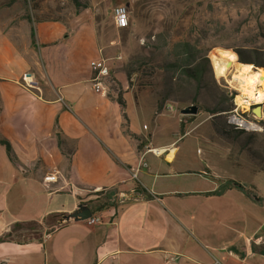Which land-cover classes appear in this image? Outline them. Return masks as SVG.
Instances as JSON below:
<instances>
[{"label": "crops", "instance_id": "1", "mask_svg": "<svg viewBox=\"0 0 264 264\" xmlns=\"http://www.w3.org/2000/svg\"><path fill=\"white\" fill-rule=\"evenodd\" d=\"M25 27L22 40L0 27V140L11 147L9 156L0 143V235L15 223L43 225L85 203L99 221H70L48 233L43 228L38 240L1 242L0 264H233L228 258L245 264L254 257L263 239L222 220H231L223 204L250 198L249 189L230 179L215 194L223 182L215 183L221 178L208 167L197 174L204 177L199 186L195 173L176 165L174 144L192 129L157 137L159 117L173 106L123 81V105L118 95L95 93L89 63L99 54L91 34L66 37L59 21L39 22L35 50ZM25 73L39 81L38 91L21 86ZM145 116L150 132L140 125ZM146 146L164 154L149 160ZM102 192L109 201L96 211Z\"/></svg>", "mask_w": 264, "mask_h": 264}, {"label": "rangeland", "instance_id": "2", "mask_svg": "<svg viewBox=\"0 0 264 264\" xmlns=\"http://www.w3.org/2000/svg\"><path fill=\"white\" fill-rule=\"evenodd\" d=\"M119 5L128 9L125 29L114 25L112 10ZM43 21H59L66 37L75 30L82 35L91 34L95 40L93 50H103L107 58L121 55L120 61L110 65L108 94L117 97L123 81L128 88L145 91L160 103L173 106L159 117L161 129L157 137L175 138L176 131L177 138L185 129H192L174 144L178 147L175 162L195 173L192 178L199 186L204 177L197 174L208 167L215 177L221 178L206 177L209 186L211 180L232 185L231 179L249 189L250 198L232 196L223 204L228 205L223 209L231 214V220H222L237 232L263 239L261 245L253 248L254 257L245 264H264V132L232 130L222 115L234 106L230 86L237 87L232 78L235 65L264 71V0H0V27L15 39L25 38L27 24L32 33ZM181 42H188L198 53L202 68L198 82L164 67L176 60L174 45ZM31 44L38 49L36 39L31 38ZM235 51L250 54L253 62L262 65L239 62ZM212 55L231 63L226 79L214 76ZM191 105L197 108L196 115L181 114ZM142 124L149 128L148 132L152 130L150 116L143 117ZM154 158L157 159L151 153L147 155L149 160ZM100 194L93 208L109 201L108 194ZM255 196L260 198L258 202ZM210 206L213 210L214 206Z\"/></svg>", "mask_w": 264, "mask_h": 264}, {"label": "built area", "instance_id": "3", "mask_svg": "<svg viewBox=\"0 0 264 264\" xmlns=\"http://www.w3.org/2000/svg\"><path fill=\"white\" fill-rule=\"evenodd\" d=\"M113 18H114V25L117 29H125L128 26V9L125 5H119L113 8L112 10ZM98 57L89 63V68L91 71V86L95 93L106 96L109 92V83L108 80L112 76V70H111V63L118 62L122 59L121 55L118 54L114 58H107L103 55V50H98ZM231 72V68H229L226 72V75L221 77L226 79V76H228ZM220 79V78H217ZM20 84L23 88L27 90H33L38 91L40 88L39 81L33 77L31 74H23L21 76ZM237 87L230 86V89H232V93H234L233 96V108H231L229 111L224 112L222 115H224L226 124L229 128H238L242 131H247L248 133L253 134H260L264 132V93L261 99V102L259 103H248L247 109H243L241 106H239L236 103V100L238 98H241V92L236 89ZM258 88V86H257ZM256 92V91H255ZM257 95V93H255ZM243 98V97H242ZM243 100H247L246 98H243ZM255 105L261 106V117H256L252 109ZM171 110V108H169ZM145 153H151L155 156H161L164 153L158 152L159 150L150 148L146 146ZM140 165L132 172L131 179L137 180V172L140 168ZM99 219L97 217L91 216L86 222L88 224L96 223Z\"/></svg>", "mask_w": 264, "mask_h": 264}, {"label": "trees", "instance_id": "4", "mask_svg": "<svg viewBox=\"0 0 264 264\" xmlns=\"http://www.w3.org/2000/svg\"><path fill=\"white\" fill-rule=\"evenodd\" d=\"M34 37V33H31V38ZM174 56L176 57V60L173 63H168L164 67H166L168 70H174V73L176 71V74L180 76H184L187 79H193L198 82V80L202 76V68H200V63L198 58V53L196 50L193 49V47L188 42H181L174 45ZM237 60L241 63H253L255 66L262 65L259 62H253L254 60L251 58V55H243L239 51H235ZM257 60V58H255ZM255 60V61H256ZM207 62V60H206ZM127 80L130 78V73L126 74ZM174 80L176 81L177 78L174 77ZM112 89V88H111ZM234 93L230 95V100L233 99ZM193 102L195 101V98H192ZM118 103L120 105H123L121 99H120V93L118 94ZM0 143L4 145L7 154L10 156L11 154V147L6 140H0ZM228 186L223 184L219 187V189L215 192V194L220 193L222 190L226 189ZM254 199L258 202L260 198H257L256 196ZM107 202L98 207L96 211H102L106 206ZM65 214H53L48 217L45 221H43V225L36 223V222H25V223H15L11 226L8 232L3 233L0 235V243L1 242H16V243H25L29 240H38L42 236L41 229L46 228V233L52 229V227H59V220L61 217ZM28 233V234H27Z\"/></svg>", "mask_w": 264, "mask_h": 264}, {"label": "bare ground", "instance_id": "5", "mask_svg": "<svg viewBox=\"0 0 264 264\" xmlns=\"http://www.w3.org/2000/svg\"><path fill=\"white\" fill-rule=\"evenodd\" d=\"M211 66L213 74L216 78H221L226 75L227 70L231 67V63L228 61H223L216 56H211ZM236 70L233 75V80L237 82V90L241 92V98L236 100V103L243 109H247L248 103H259L261 102L264 93V71L257 69V71H252V69L245 64H236ZM258 86V88H257ZM256 91V92H255ZM257 93V95H255ZM247 100H243V98ZM237 132L248 133L247 131H242L238 128H230ZM253 134V133H248ZM159 152V151H158ZM172 156V151L167 155V159Z\"/></svg>", "mask_w": 264, "mask_h": 264}, {"label": "water", "instance_id": "6", "mask_svg": "<svg viewBox=\"0 0 264 264\" xmlns=\"http://www.w3.org/2000/svg\"><path fill=\"white\" fill-rule=\"evenodd\" d=\"M253 114L256 117H261V106L255 105L252 109ZM197 108L195 106H189L187 108H184L181 111V114L185 115H196ZM141 194V191L139 189L132 192V196L135 199L136 196H139ZM92 212L90 208L86 204H79L77 208L70 214H65L61 217L59 220V225H62L66 222L74 221V222H83L91 218Z\"/></svg>", "mask_w": 264, "mask_h": 264}]
</instances>
